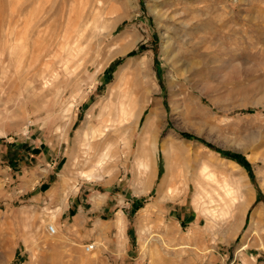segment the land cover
Instances as JSON below:
<instances>
[{"label": "rangeland", "instance_id": "374dc122", "mask_svg": "<svg viewBox=\"0 0 264 264\" xmlns=\"http://www.w3.org/2000/svg\"><path fill=\"white\" fill-rule=\"evenodd\" d=\"M0 16V264H264V0H8ZM33 168L41 200L8 207ZM75 194L112 227H59Z\"/></svg>", "mask_w": 264, "mask_h": 264}, {"label": "crops", "instance_id": "0c3cea01", "mask_svg": "<svg viewBox=\"0 0 264 264\" xmlns=\"http://www.w3.org/2000/svg\"><path fill=\"white\" fill-rule=\"evenodd\" d=\"M13 142H14V146L15 145L17 146V147H13V150H20L22 152V148L20 147L21 143H17V141H13ZM7 150L8 148L6 145V147L4 148V156L7 155L6 159L8 160L7 162H9L8 165H10L13 168L19 167L23 169V167H25L24 169H26V161L28 160V157L21 156L19 159L15 160L11 158V154L7 152ZM21 154L24 155L25 153L22 152ZM43 160H49V159H45L44 157ZM44 166L45 167L42 170L43 175H41V180L37 183V185L41 183L40 185L45 187L46 185H48V183H45L42 181L44 179H47L48 176L52 173V171H50L49 168H52L54 164H52V162L49 161L46 164H44ZM31 170H25L24 174L23 173H22L23 175L21 174L22 178L20 179V183L17 184L19 185V188H20L19 191L17 193L10 192L5 197V199L7 200L8 207L12 206L11 204L12 198H14L15 196L19 197V195H16V194H20V192L22 191H24V193L27 194L25 197L27 201L41 200L42 193L40 191L38 192L34 191V190H37V188L35 187L36 183L33 182V177L35 175L36 168H33V171ZM88 195L87 194L86 195L75 194L73 197L67 200L66 206L64 207V209H62L59 212V219H58L59 227H66V225L69 226L68 222L70 220H74V222L77 224L75 232L81 238H84V234H85L84 230H87V231L96 230L98 232L102 227H107V225H109V228H110L112 224V220L105 219V217H110V215H112L111 214L112 210H110L111 207L105 203L100 202L101 197L97 198L99 196L95 197V196H88ZM97 200L99 201L97 202ZM78 225H81L79 228L81 229V232L79 233L77 231ZM87 245L89 244L86 243L83 245V247ZM119 258L121 257L119 256Z\"/></svg>", "mask_w": 264, "mask_h": 264}, {"label": "bare ground", "instance_id": "6f19581e", "mask_svg": "<svg viewBox=\"0 0 264 264\" xmlns=\"http://www.w3.org/2000/svg\"><path fill=\"white\" fill-rule=\"evenodd\" d=\"M7 3H8V0H0V12H2V11H4L5 10V7H6V5H7ZM61 5H63V4H61ZM62 9V8H61ZM0 18H1V16H0ZM7 28V27H6ZM131 47H132V43H123L122 42V39H120L119 40V44H118V47H117V49L115 50V52H114V54H113V56L115 57V56H117V55H121V54H124L125 52H127L129 49H131ZM123 106V105H122ZM127 106V105H126ZM124 107V106H123ZM122 107V108H123ZM139 107V108H138ZM138 107H136V108H138V109H135V112H134V117H135V119L137 120V118H138V116H139V113H141V108H140V106H138ZM125 108V107H124ZM124 108L121 110L122 111V116H123V114H124V112H125V110H124ZM153 113V112H152ZM148 120H146V122H147ZM146 122H145V124H146ZM103 158V157H102ZM102 158H100L101 160H102ZM101 162V161H100ZM102 164V163H101ZM148 182L149 183H151L152 182V178H150L149 180H148ZM150 185V184H149ZM151 186V185H150ZM247 201H245V202H243L242 204H241V209L242 208H246V206H247ZM254 215H257V212L255 211V214Z\"/></svg>", "mask_w": 264, "mask_h": 264}, {"label": "built area", "instance_id": "2783aa9c", "mask_svg": "<svg viewBox=\"0 0 264 264\" xmlns=\"http://www.w3.org/2000/svg\"><path fill=\"white\" fill-rule=\"evenodd\" d=\"M47 231H48L49 234H55V228L52 225H48L47 226ZM90 249H91V245H87V246L84 247V250L86 252H89Z\"/></svg>", "mask_w": 264, "mask_h": 264}, {"label": "trees", "instance_id": "16d2710c", "mask_svg": "<svg viewBox=\"0 0 264 264\" xmlns=\"http://www.w3.org/2000/svg\"><path fill=\"white\" fill-rule=\"evenodd\" d=\"M223 156H227L228 158L230 159H234V160H237V161H241L240 157L239 156H235V155H231L230 153H227V152H220Z\"/></svg>", "mask_w": 264, "mask_h": 264}]
</instances>
